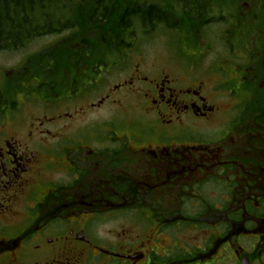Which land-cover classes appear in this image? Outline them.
Instances as JSON below:
<instances>
[{
    "label": "flooded vegetation",
    "instance_id": "flooded-vegetation-1",
    "mask_svg": "<svg viewBox=\"0 0 264 264\" xmlns=\"http://www.w3.org/2000/svg\"><path fill=\"white\" fill-rule=\"evenodd\" d=\"M183 7L228 25L219 70L190 35L167 66L138 35L0 68V264H264V0Z\"/></svg>",
    "mask_w": 264,
    "mask_h": 264
},
{
    "label": "trees",
    "instance_id": "trees-1",
    "mask_svg": "<svg viewBox=\"0 0 264 264\" xmlns=\"http://www.w3.org/2000/svg\"><path fill=\"white\" fill-rule=\"evenodd\" d=\"M148 4H138V0H0V53L19 52L50 34L60 41L75 37L89 50L94 48L85 37L99 35L106 49H112L115 43L121 46L122 32L133 19L153 31L158 25L176 26L170 13ZM187 24L182 20L177 29L186 31ZM49 61L50 56L44 58L43 66Z\"/></svg>",
    "mask_w": 264,
    "mask_h": 264
},
{
    "label": "rangeland",
    "instance_id": "rangeland-1",
    "mask_svg": "<svg viewBox=\"0 0 264 264\" xmlns=\"http://www.w3.org/2000/svg\"><path fill=\"white\" fill-rule=\"evenodd\" d=\"M144 1L145 4L153 5L156 4L160 8L163 9V11L170 13L173 18L175 19L176 26H173L172 28H166V30H163V27H166L165 25H158L159 29L148 30L147 27L144 26L143 22H133V24H129L130 26L125 27L122 33H124L123 43L124 45H129L133 40H135V37L138 35H142V41H138V44L141 46V49L139 52L144 56L147 60L151 62H156L159 65H165L167 66L169 62L176 63V58L179 56V53H181V50H184L183 44L185 43V37L187 36H193L194 39H196L195 42H198L202 46H196L194 42L193 46L189 49L187 48L185 50V54H193L197 51L200 54H197L200 57V65L204 66L205 68H209L211 70H219L221 67L220 57L225 56L229 60H232V56H227L228 54L233 53V47L231 44H225L224 40H221V35L223 34L224 30L228 27L227 24H223L221 26V31L218 29V25L216 22H213L211 27H208L206 30H201L200 32L195 31H181L177 29V25L179 24L178 21L184 20L182 17L184 14V8L183 7V0H138V4H141ZM134 27H133V26ZM163 26V27H162ZM131 27V28H129ZM163 28V29H162ZM99 35H96L95 37H85L86 40H88V43L90 46H92L94 51H99L102 49H106V46L103 45L101 42L102 40L98 38ZM66 37H62L61 41L53 37L51 34L47 37L39 38L36 41H33L27 45V48L24 50H20L16 53H10V52H4L0 53V68L3 69H16L18 68L23 60H25V57L27 55H38L39 57L35 58L36 60L44 58H48V55L51 58V55L54 50L57 48H62L63 45H73V43H77L78 47L80 49H85L82 44V40L74 39L75 37H67L68 39H65ZM204 40L201 42L198 40ZM65 39V40H64ZM117 41V39H116ZM209 42L211 45H206L205 42ZM59 42V43H58ZM80 42V43H79ZM77 45L73 46L72 50L76 49L78 50ZM116 43L113 45L112 49L115 50L118 48ZM87 48V47H86ZM3 51V50H2ZM198 56H195L194 60L198 61ZM112 55H109L108 58L110 59ZM34 59V57H32ZM31 58V59H32ZM99 61H102V63H106V57L98 56ZM40 61V60H39ZM29 72L30 74L37 73L36 70L30 68L29 64ZM55 77V75L47 76V80H52ZM0 93V105L3 103V97H1ZM32 102H36L35 100H32ZM95 116H88V119L92 120Z\"/></svg>",
    "mask_w": 264,
    "mask_h": 264
}]
</instances>
